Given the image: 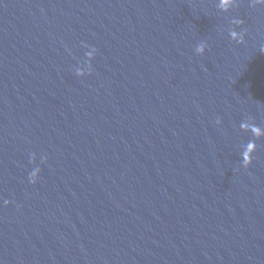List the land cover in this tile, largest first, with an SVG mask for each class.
Instances as JSON below:
<instances>
[{
    "label": "water",
    "instance_id": "obj_1",
    "mask_svg": "<svg viewBox=\"0 0 264 264\" xmlns=\"http://www.w3.org/2000/svg\"><path fill=\"white\" fill-rule=\"evenodd\" d=\"M262 49L259 0H0V264H264Z\"/></svg>",
    "mask_w": 264,
    "mask_h": 264
},
{
    "label": "clouds",
    "instance_id": "obj_2",
    "mask_svg": "<svg viewBox=\"0 0 264 264\" xmlns=\"http://www.w3.org/2000/svg\"><path fill=\"white\" fill-rule=\"evenodd\" d=\"M259 2L264 4V0H259ZM236 3H237V0H219V7H220L221 11L228 12L232 7H234L236 5ZM231 24L233 26L232 28L229 29V35H230L231 39L235 40L236 42L242 43L244 40L245 33L243 31L237 32L234 29L236 27L241 26L243 24V21L239 20V19H233L231 21ZM85 47H87V45H85ZM205 47H206V45L204 43L199 44L196 48V52L198 54L202 55L205 51ZM95 52H96V49L92 48L90 51H88L86 53V57H87L88 61H91L94 58ZM262 52H264V49H262ZM88 68L89 69L91 68L90 63L88 64ZM76 75L77 76H84L85 71L83 70V68H78L76 70ZM217 123H219V120H217ZM32 159L34 162L35 156H33ZM39 171H40V169H39V167H37L34 171L31 172V174L29 176V180L31 183L34 184L36 182V178L38 176Z\"/></svg>",
    "mask_w": 264,
    "mask_h": 264
}]
</instances>
